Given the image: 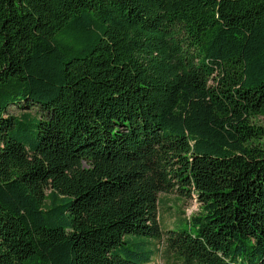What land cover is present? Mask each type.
<instances>
[{"label":"trees","instance_id":"1","mask_svg":"<svg viewBox=\"0 0 264 264\" xmlns=\"http://www.w3.org/2000/svg\"><path fill=\"white\" fill-rule=\"evenodd\" d=\"M261 120L264 0H0V264H264Z\"/></svg>","mask_w":264,"mask_h":264},{"label":"rangeland","instance_id":"2","mask_svg":"<svg viewBox=\"0 0 264 264\" xmlns=\"http://www.w3.org/2000/svg\"><path fill=\"white\" fill-rule=\"evenodd\" d=\"M261 121L264 123V120ZM158 198V219L163 230L175 228L179 222L192 216L200 208L195 196L188 198L176 193H160ZM152 261L158 264H167L160 254H156Z\"/></svg>","mask_w":264,"mask_h":264}]
</instances>
